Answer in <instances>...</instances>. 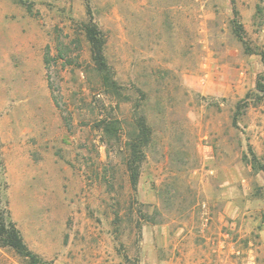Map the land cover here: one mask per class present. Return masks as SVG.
Wrapping results in <instances>:
<instances>
[{
	"label": "rangeland",
	"instance_id": "374dc122",
	"mask_svg": "<svg viewBox=\"0 0 264 264\" xmlns=\"http://www.w3.org/2000/svg\"><path fill=\"white\" fill-rule=\"evenodd\" d=\"M234 21L264 52V0H0V207L38 264H264V57ZM136 115L153 134L133 186Z\"/></svg>",
	"mask_w": 264,
	"mask_h": 264
},
{
	"label": "trees",
	"instance_id": "16d2710c",
	"mask_svg": "<svg viewBox=\"0 0 264 264\" xmlns=\"http://www.w3.org/2000/svg\"><path fill=\"white\" fill-rule=\"evenodd\" d=\"M88 9L90 8V0H84ZM234 33L244 45L245 52L249 55L258 54L264 57V52H254L253 48L249 46L248 40L245 36V31L242 25L234 21ZM85 35L90 43L92 59L95 65V71L102 80L103 86L112 93L121 96L122 89L115 78L113 69L107 63L105 56V39L93 21L83 25ZM261 53V54H260ZM261 85L260 82H258ZM260 92L264 94V86H260ZM101 127L104 133L111 139H117L120 131H122V123L119 120H112L109 122L102 121ZM130 132L128 133V140L126 143L127 158L126 166L129 172L130 180L133 186H136L140 178V169L146 159L145 151L152 140V128L147 123L146 119L141 115H136L134 123L129 125ZM255 169L264 173V164L253 159ZM2 204V202L0 201ZM0 207V247L9 248L16 252L20 257L28 259L31 264H38L36 256L29 250L24 242L20 230L11 219L10 212L5 206Z\"/></svg>",
	"mask_w": 264,
	"mask_h": 264
}]
</instances>
